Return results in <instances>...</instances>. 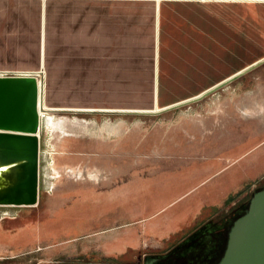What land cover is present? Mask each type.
Listing matches in <instances>:
<instances>
[{
  "label": "rangeland",
  "instance_id": "374dc122",
  "mask_svg": "<svg viewBox=\"0 0 264 264\" xmlns=\"http://www.w3.org/2000/svg\"><path fill=\"white\" fill-rule=\"evenodd\" d=\"M45 1L42 17V0H0V72H41L42 53L47 87L51 61L66 70L71 57L83 58L100 25L129 39L123 45L135 46L146 67L158 55L161 91L186 92L173 98L220 83L264 55V4L168 1L157 11L151 0ZM49 109L53 117L41 119L39 201L0 206V264L142 263L208 222L223 224L264 186V176L254 181L264 174V62L166 111ZM214 191L233 198L216 216ZM159 226L182 229L166 237Z\"/></svg>",
  "mask_w": 264,
  "mask_h": 264
},
{
  "label": "water",
  "instance_id": "95a60500",
  "mask_svg": "<svg viewBox=\"0 0 264 264\" xmlns=\"http://www.w3.org/2000/svg\"><path fill=\"white\" fill-rule=\"evenodd\" d=\"M263 62L264 59L260 60L207 90L198 98L160 111L202 99ZM39 99L40 83L35 76L0 77V206L33 207L38 204L40 193V139L38 133L41 130ZM74 112L87 113L86 111ZM225 218H227L226 222L220 224L224 228L222 238L225 244L223 241L222 244H217L219 246L215 255L214 253L211 255L204 254L201 251L203 246L205 248L212 247V241H214L211 236L212 228L215 230L220 227V225L208 222L192 232L166 254L145 256L142 264H165L162 259L171 255L173 256L169 262L178 264L184 260L185 254L192 249L194 250L191 252L194 261L192 264H264V187L257 189L247 203L237 206ZM229 219L230 222L228 223ZM205 251L207 249H204ZM202 254L207 258L204 262H201ZM60 264L96 263L63 262Z\"/></svg>",
  "mask_w": 264,
  "mask_h": 264
},
{
  "label": "crops",
  "instance_id": "0c3cea01",
  "mask_svg": "<svg viewBox=\"0 0 264 264\" xmlns=\"http://www.w3.org/2000/svg\"><path fill=\"white\" fill-rule=\"evenodd\" d=\"M45 2L46 1L43 0L41 5L42 17L45 16ZM156 8L158 11L159 7L157 5ZM108 30L111 32L110 34L107 33ZM116 33V29L100 25L98 28V40L94 39L87 42V46L84 45L85 50L83 52V58H79L77 55L71 57V59L68 60L69 63L66 66V70H63L59 64H55V62L51 61L49 70L50 74H46L48 80L46 101L50 106L85 108L88 110H112L114 108H124L128 110H154L158 108L157 106H167L172 102L188 98L207 88H201L189 92L178 98L173 97L178 93L183 94L186 92L182 90L176 94H171L165 86H163V91H161L159 73L158 76L156 74V80L154 78V60L155 57L159 56L155 54L152 64L149 65V67H146L145 63L140 62L138 57H136V52L138 50L135 46L131 45V49L129 50L128 47L123 45L124 42L128 43L130 40L128 39L124 41L117 37ZM112 34L115 36V42H117L118 45H108V41L111 40L109 37H111ZM159 60L160 58H158L156 67L159 64ZM40 61L41 55L39 63ZM44 61L45 59H43V65ZM159 68L160 67L158 66V70ZM145 72H148V76L144 75ZM213 84L214 81L209 86ZM217 172H219V170L214 172V175ZM263 176L264 174L254 179V181L263 178ZM240 188L242 189L240 193H242L246 187L244 188L243 186ZM62 192L63 184L60 183L58 184V187H56L54 194L51 195L53 196V199L51 200L52 205ZM227 195L228 194L223 195L214 191V206L209 207L214 216L231 204L233 198L229 199L227 198ZM206 207L207 205H204L202 209L199 208L196 214V219L202 215V211H204ZM181 229L180 226H172L171 228L159 226L158 231H161L162 236L168 237L170 234L173 235ZM1 235L4 237L7 236L6 233H1ZM114 240L116 241V238H114ZM10 241L11 239L8 238V242L6 241L1 245L5 247ZM106 244L107 240L100 243L99 246H106ZM84 251L85 250H83V252ZM76 262L94 263L96 261H86L83 259Z\"/></svg>",
  "mask_w": 264,
  "mask_h": 264
},
{
  "label": "bare ground",
  "instance_id": "6f19581e",
  "mask_svg": "<svg viewBox=\"0 0 264 264\" xmlns=\"http://www.w3.org/2000/svg\"><path fill=\"white\" fill-rule=\"evenodd\" d=\"M153 1L156 3V5L158 7H160V5L162 4V2H168V1H171V2L172 1L173 2H192V3H195V2H200V3H205V2H228V3H256V4H264V0H153ZM263 59H264V55L261 56L260 58H257L255 60H253V61L245 64L243 67H241L237 71H235V72L227 75L226 76V78H227L226 80H228L232 76L238 74L239 72H242L246 68H249L253 64H255V63H257V62H259L260 60H263ZM40 63H41V67H42L41 73H44L45 68H44V65H43V55H42V53H41V61H40ZM156 68H158V66ZM157 70L158 69H156V74H158ZM31 73H38V72H24V75H28V74H31ZM229 76H231V77H229ZM223 79H225V77ZM222 80H220V81H222ZM224 81H222V82H224ZM222 82H220V83H222ZM216 83H218V82H216ZM216 83H214L213 85L207 87L206 89H204V90H202V91H200V92H198V93H196V94H194V95H192V96H190L188 98H184V99L177 100V101L172 102V103H170V104H168L167 106H164V107L157 106L158 107L157 109L160 111L161 109L162 110L163 109H166V107L170 108V107L176 106V105H178V104H180L182 102H186L188 100H192L194 98H198L199 96H201L202 94H204L205 92H207V90H209V89H211V88H213V87H215V86H217V85L220 84V83H218V84H216ZM46 96H47V87L44 86L43 81L41 80V82H40L39 114H40L41 119L43 118L42 122H44V118L45 117H49V119L52 118L53 117L52 113L54 112L51 109H49L50 106L47 105L48 103L46 101ZM157 109H155V111ZM55 111H61V110H55ZM74 111H87V112H93V113H98V112H101V113H118V112H134L135 113L136 112L137 113V112H140L141 111V112H144V113L145 112L148 113V112H152L153 110H151V109H141V110H137V111H109V110H74ZM258 112L259 113H263L262 111H258Z\"/></svg>",
  "mask_w": 264,
  "mask_h": 264
},
{
  "label": "flooded vegetation",
  "instance_id": "af4514ba",
  "mask_svg": "<svg viewBox=\"0 0 264 264\" xmlns=\"http://www.w3.org/2000/svg\"><path fill=\"white\" fill-rule=\"evenodd\" d=\"M264 187V186H263ZM226 219L227 218H225V220H224V222H226ZM231 219V218H230ZM230 219L227 221L228 223L230 222ZM223 222V223H224ZM222 225H220V227L218 228V229H215V227H214V229L215 230H213V228H212V232H211V236L214 238V241H212L213 242V245H212V247H207V248H205L204 246L203 247H201V251L205 254H209V255H211V254H213L214 253V255H215V253L217 252V248H218V246H217V244H222V241H223V236H224V228L223 227H221ZM211 228V227H210ZM212 240V239H211ZM220 241V243H218ZM223 243H224V241H223ZM225 244V243H224ZM224 244L223 245H221L222 247L224 246ZM203 248V249H202ZM204 249L206 250L207 249V251H205L204 252ZM193 250V249H192ZM192 250H189L186 254H185V256L183 257L184 258V260L183 261H181V262H178V264H192V263H194V261H193V257H192V255H191V252H192ZM194 251V250H193ZM210 251V253H207V252H209ZM164 254H166V253H164ZM164 254H162V255H164ZM172 256L173 255H171V256H167V257H164L163 259H162V261L164 260L165 261V264H173V262L171 261V262H169V259L171 258L172 259Z\"/></svg>",
  "mask_w": 264,
  "mask_h": 264
},
{
  "label": "built area",
  "instance_id": "2783aa9c",
  "mask_svg": "<svg viewBox=\"0 0 264 264\" xmlns=\"http://www.w3.org/2000/svg\"><path fill=\"white\" fill-rule=\"evenodd\" d=\"M0 77H7V76H35L38 80V82L40 83L42 80L41 77V72L38 73H31L28 75H23L22 73H20L18 70H2L0 72ZM38 137L40 139V132L38 133ZM48 179V178H47ZM41 182H42V174H41V150L39 148V190L41 188ZM50 185H47V189L46 192L47 193H51L54 189V186L51 185V183H49ZM144 259V258H143ZM143 262V261H142ZM138 264H142V263H138Z\"/></svg>",
  "mask_w": 264,
  "mask_h": 264
}]
</instances>
